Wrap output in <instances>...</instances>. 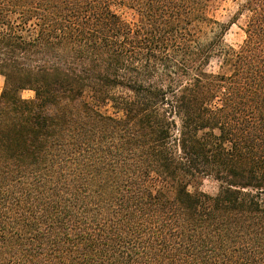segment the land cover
Returning a JSON list of instances; mask_svg holds the SVG:
<instances>
[{
  "label": "trees",
  "instance_id": "1",
  "mask_svg": "<svg viewBox=\"0 0 264 264\" xmlns=\"http://www.w3.org/2000/svg\"><path fill=\"white\" fill-rule=\"evenodd\" d=\"M218 1L0 0V264H264V0L237 49Z\"/></svg>",
  "mask_w": 264,
  "mask_h": 264
},
{
  "label": "rangeland",
  "instance_id": "2",
  "mask_svg": "<svg viewBox=\"0 0 264 264\" xmlns=\"http://www.w3.org/2000/svg\"><path fill=\"white\" fill-rule=\"evenodd\" d=\"M245 0H220L213 5L212 15L214 18L221 22H228L232 18L236 19L234 25L231 26L229 31L224 37V45L231 49H237L243 41L244 34L242 28L245 22V14L237 15L239 8L243 5ZM117 14L120 18L128 24L130 27H135L138 24V17L132 11L126 9H117ZM219 66V60H212L208 68L209 72H216ZM4 80L0 77V94L3 88ZM20 97L23 100H31L34 95L30 91H24L20 93ZM218 186L211 180H205L202 183L201 191L207 194H215Z\"/></svg>",
  "mask_w": 264,
  "mask_h": 264
}]
</instances>
